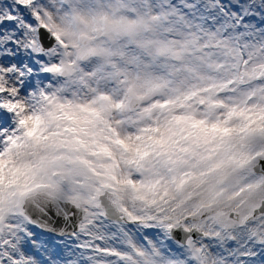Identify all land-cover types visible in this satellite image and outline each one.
<instances>
[{"label": "snow or ice", "instance_id": "snow-or-ice-1", "mask_svg": "<svg viewBox=\"0 0 264 264\" xmlns=\"http://www.w3.org/2000/svg\"><path fill=\"white\" fill-rule=\"evenodd\" d=\"M0 264H264V0H0Z\"/></svg>", "mask_w": 264, "mask_h": 264}]
</instances>
